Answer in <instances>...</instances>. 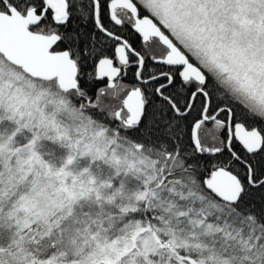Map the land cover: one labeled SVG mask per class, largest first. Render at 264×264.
Wrapping results in <instances>:
<instances>
[{
	"label": "snow or ice",
	"instance_id": "1",
	"mask_svg": "<svg viewBox=\"0 0 264 264\" xmlns=\"http://www.w3.org/2000/svg\"><path fill=\"white\" fill-rule=\"evenodd\" d=\"M0 264H264V0H0Z\"/></svg>",
	"mask_w": 264,
	"mask_h": 264
}]
</instances>
